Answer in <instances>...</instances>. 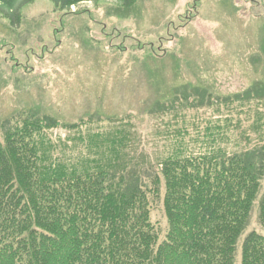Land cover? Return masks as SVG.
<instances>
[{
  "label": "trees",
  "instance_id": "1",
  "mask_svg": "<svg viewBox=\"0 0 264 264\" xmlns=\"http://www.w3.org/2000/svg\"><path fill=\"white\" fill-rule=\"evenodd\" d=\"M27 1L0 0V11L19 19ZM52 1L69 9L95 0ZM115 1L127 10L139 0ZM203 92L165 104L163 113L175 117L194 106L212 112L203 127L167 133L154 160L139 151L125 119L93 126L91 119L69 124L22 112L3 121L0 264H234L258 195L264 230V115L253 110L245 128L234 117L238 108L262 105L264 86L195 105ZM58 128L64 137L53 135ZM154 199H161L167 221L162 239L150 220ZM240 264H264L262 234L244 236Z\"/></svg>",
  "mask_w": 264,
  "mask_h": 264
},
{
  "label": "rangeland",
  "instance_id": "2",
  "mask_svg": "<svg viewBox=\"0 0 264 264\" xmlns=\"http://www.w3.org/2000/svg\"><path fill=\"white\" fill-rule=\"evenodd\" d=\"M17 12L19 19L11 20L0 11V124L22 112L69 124L91 119L93 126L125 119L140 139L139 151L154 160L167 133L203 127L212 112L193 105L176 117L163 113L171 99L203 90L195 105H205L208 96L264 86V0H139L127 10L115 0L69 9L29 0ZM256 108L264 115L263 102L238 108L234 121L245 128ZM52 133L64 137L66 130ZM248 133L253 141L256 135ZM260 137L264 142V132ZM258 199L234 264H240L247 233L264 236ZM150 220L162 239L167 221L161 199L152 200Z\"/></svg>",
  "mask_w": 264,
  "mask_h": 264
}]
</instances>
